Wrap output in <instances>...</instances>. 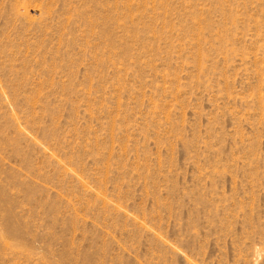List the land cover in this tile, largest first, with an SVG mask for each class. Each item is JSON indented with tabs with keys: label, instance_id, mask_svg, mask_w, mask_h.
<instances>
[{
	"label": "rangeland",
	"instance_id": "374dc122",
	"mask_svg": "<svg viewBox=\"0 0 264 264\" xmlns=\"http://www.w3.org/2000/svg\"><path fill=\"white\" fill-rule=\"evenodd\" d=\"M0 264H264V0H0Z\"/></svg>",
	"mask_w": 264,
	"mask_h": 264
}]
</instances>
